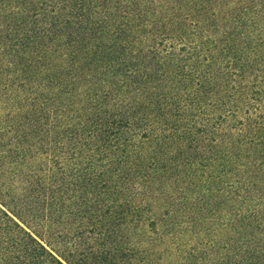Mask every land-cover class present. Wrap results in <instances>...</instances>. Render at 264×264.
Returning <instances> with one entry per match:
<instances>
[{"label": "trees", "instance_id": "16d2710c", "mask_svg": "<svg viewBox=\"0 0 264 264\" xmlns=\"http://www.w3.org/2000/svg\"><path fill=\"white\" fill-rule=\"evenodd\" d=\"M0 264H264V0H0Z\"/></svg>", "mask_w": 264, "mask_h": 264}]
</instances>
